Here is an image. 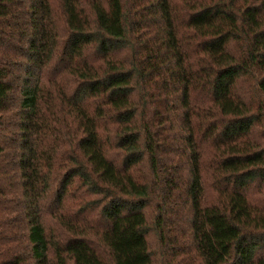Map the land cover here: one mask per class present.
<instances>
[{"label": "trees", "instance_id": "obj_1", "mask_svg": "<svg viewBox=\"0 0 264 264\" xmlns=\"http://www.w3.org/2000/svg\"><path fill=\"white\" fill-rule=\"evenodd\" d=\"M150 232L264 264V0H0V264H153Z\"/></svg>", "mask_w": 264, "mask_h": 264}, {"label": "rangeland", "instance_id": "obj_2", "mask_svg": "<svg viewBox=\"0 0 264 264\" xmlns=\"http://www.w3.org/2000/svg\"><path fill=\"white\" fill-rule=\"evenodd\" d=\"M147 241L150 253L153 254V264H159L158 262L160 261L161 264H169V262L164 260L165 258L162 256V247L153 232H150V235L147 237Z\"/></svg>", "mask_w": 264, "mask_h": 264}]
</instances>
